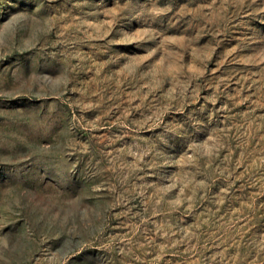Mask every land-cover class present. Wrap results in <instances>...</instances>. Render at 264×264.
Listing matches in <instances>:
<instances>
[{
    "label": "rangeland",
    "instance_id": "rangeland-1",
    "mask_svg": "<svg viewBox=\"0 0 264 264\" xmlns=\"http://www.w3.org/2000/svg\"><path fill=\"white\" fill-rule=\"evenodd\" d=\"M0 264H264V0H0Z\"/></svg>",
    "mask_w": 264,
    "mask_h": 264
}]
</instances>
